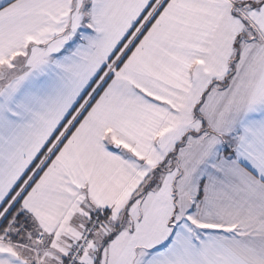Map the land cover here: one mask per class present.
<instances>
[{
    "label": "snow or ice",
    "instance_id": "1",
    "mask_svg": "<svg viewBox=\"0 0 264 264\" xmlns=\"http://www.w3.org/2000/svg\"><path fill=\"white\" fill-rule=\"evenodd\" d=\"M0 264H264V0H0Z\"/></svg>",
    "mask_w": 264,
    "mask_h": 264
}]
</instances>
